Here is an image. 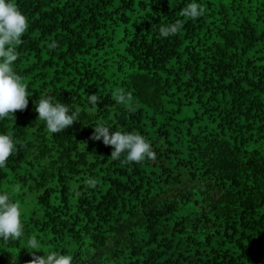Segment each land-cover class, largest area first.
I'll use <instances>...</instances> for the list:
<instances>
[{
	"label": "trees",
	"instance_id": "1",
	"mask_svg": "<svg viewBox=\"0 0 264 264\" xmlns=\"http://www.w3.org/2000/svg\"><path fill=\"white\" fill-rule=\"evenodd\" d=\"M14 3L28 20L12 47L29 103L0 119L16 145L0 192L21 205L24 235L0 239V264L50 252L71 264H264V0ZM46 95L77 121L49 133L35 110ZM100 123L141 134L155 158L113 159L93 139Z\"/></svg>",
	"mask_w": 264,
	"mask_h": 264
},
{
	"label": "clouds",
	"instance_id": "2",
	"mask_svg": "<svg viewBox=\"0 0 264 264\" xmlns=\"http://www.w3.org/2000/svg\"><path fill=\"white\" fill-rule=\"evenodd\" d=\"M185 15L196 18L200 10L195 4L185 9ZM28 27L27 17L18 9L14 0H0V119L12 116L15 110H23L29 103L27 85L14 70V62L18 56L12 45L19 42ZM178 25L162 26L160 33L164 37L175 35ZM131 97L120 92L116 95L118 103L123 104ZM89 104L95 106L98 98L92 94ZM38 117L45 122L49 133H58L77 121L79 109L72 111L66 103L55 102L51 96L41 98L35 103ZM93 139L103 140L105 145L112 146L111 157L118 159L126 155V162L140 163L146 159H154L155 153L150 143L139 133L129 131H113L103 123L95 127ZM14 138L8 134H0V168L4 167L8 157L15 150ZM95 183V181H89ZM23 209L11 198L10 190L0 192V239H19L24 235L22 222ZM33 251L40 244L36 238L27 241ZM71 256L50 252L37 256L31 264H71Z\"/></svg>",
	"mask_w": 264,
	"mask_h": 264
}]
</instances>
